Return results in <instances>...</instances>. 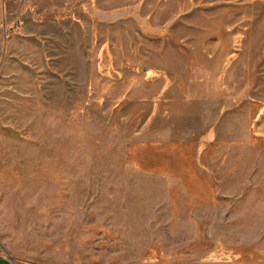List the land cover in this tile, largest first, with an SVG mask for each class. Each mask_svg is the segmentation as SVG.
Instances as JSON below:
<instances>
[{"label": "rangeland", "instance_id": "1", "mask_svg": "<svg viewBox=\"0 0 264 264\" xmlns=\"http://www.w3.org/2000/svg\"><path fill=\"white\" fill-rule=\"evenodd\" d=\"M0 256L264 264V0H0Z\"/></svg>", "mask_w": 264, "mask_h": 264}, {"label": "crops", "instance_id": "2", "mask_svg": "<svg viewBox=\"0 0 264 264\" xmlns=\"http://www.w3.org/2000/svg\"><path fill=\"white\" fill-rule=\"evenodd\" d=\"M0 264H13L9 259L0 256Z\"/></svg>", "mask_w": 264, "mask_h": 264}]
</instances>
